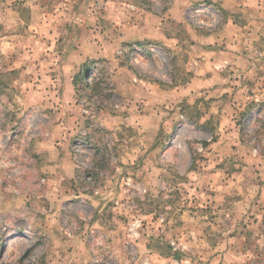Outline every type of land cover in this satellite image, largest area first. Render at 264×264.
Returning a JSON list of instances; mask_svg holds the SVG:
<instances>
[{
  "label": "rangeland",
  "instance_id": "obj_1",
  "mask_svg": "<svg viewBox=\"0 0 264 264\" xmlns=\"http://www.w3.org/2000/svg\"><path fill=\"white\" fill-rule=\"evenodd\" d=\"M0 264H264V0H0Z\"/></svg>",
  "mask_w": 264,
  "mask_h": 264
},
{
  "label": "trees",
  "instance_id": "obj_2",
  "mask_svg": "<svg viewBox=\"0 0 264 264\" xmlns=\"http://www.w3.org/2000/svg\"><path fill=\"white\" fill-rule=\"evenodd\" d=\"M82 80H85V76H83V79ZM96 87V86H95ZM95 89V88H94ZM168 248V250L171 252V248L168 246L167 247ZM174 254V253H173ZM175 255V254H174Z\"/></svg>",
  "mask_w": 264,
  "mask_h": 264
}]
</instances>
